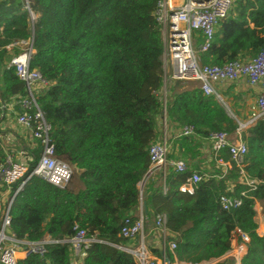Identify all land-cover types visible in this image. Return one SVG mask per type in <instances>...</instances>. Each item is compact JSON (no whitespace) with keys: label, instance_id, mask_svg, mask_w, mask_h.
I'll return each mask as SVG.
<instances>
[{"label":"trees","instance_id":"trees-1","mask_svg":"<svg viewBox=\"0 0 264 264\" xmlns=\"http://www.w3.org/2000/svg\"><path fill=\"white\" fill-rule=\"evenodd\" d=\"M157 4L158 0H0V100L9 102L27 93L11 65L21 48L15 45L13 54L7 47L32 39L31 68L47 82L38 103L52 125L56 155L74 167L65 188L38 176L28 178L41 153L38 148L29 171L13 185L11 196L26 181L13 202L12 231L33 242L46 236L56 240L45 253H33L17 264H139L126 249L135 248L138 241L123 238L120 231L126 218L138 217L144 201L145 228L151 224L157 233L156 218L166 215V248H152L158 258L164 259L165 251L169 263L218 259L230 251L234 234L241 230L250 238L241 264H264V235L257 231L254 208L255 199H264V117L241 131L248 147L244 176L259 186L237 209L225 210L220 203L231 181L237 182V194L248 188L235 165L219 179L199 168L180 172L173 166L165 179L158 170L149 174V147L161 134L165 85ZM263 49L264 0H236L200 61H246ZM167 89L168 119L177 127L194 128L192 135L175 139L177 159L187 162L201 155L202 143L214 132L238 135L239 121L216 96H206L197 82L172 80ZM230 108L238 114L234 105ZM1 131L0 164L6 159ZM223 156L230 158L228 152ZM192 171L204 179L193 194L182 192L180 186ZM77 180L81 187L74 185ZM3 190L0 186V209ZM75 227L97 241L77 252L66 241L76 235ZM170 241L177 243L175 250Z\"/></svg>","mask_w":264,"mask_h":264},{"label":"built area","instance_id":"built-area-1","mask_svg":"<svg viewBox=\"0 0 264 264\" xmlns=\"http://www.w3.org/2000/svg\"><path fill=\"white\" fill-rule=\"evenodd\" d=\"M236 0H158L156 17L162 26L164 40V65L168 61L174 66L173 80L195 81L206 96H216L219 94L215 89V83L229 81L237 82L240 79H247L251 85H262L263 92L255 99L249 107L248 126L254 125L264 117V49L255 57L243 61L235 60L223 65L202 64L200 54L210 50L221 23L229 16ZM28 10L29 6H26ZM32 18L35 15L30 11ZM196 43H199L196 51ZM18 45L21 52L11 60L18 77L25 82L27 93L24 96L13 97L9 102L0 100V121L1 140L6 153V159L0 164V186L2 191V206L0 209V264H17L19 260L27 258L33 253L43 254L46 246L56 240L46 236L43 240L33 242L20 239L12 231V206L15 196L24 187L26 181L18 186L11 196L13 185L29 171L31 162L35 155L33 152L40 149L36 166L30 177L38 176L48 183L59 188L68 186L74 175V167L56 155L55 144L52 140V125L46 119L45 112L38 103L39 97L34 92V86L46 88L47 82L37 69L31 68V59L34 54L33 40H22L16 44H11L7 48L12 51ZM167 93V92H166ZM166 93L163 95V128L162 135L149 147L150 170L149 174L158 170L162 172L165 179L169 166H173L177 171L187 172L191 169L183 159H169L171 151L170 138L167 135L168 117ZM19 107V109H17ZM6 119H14L21 127L23 134L29 136L28 148H23L21 152L8 149L5 144L14 140L13 135L4 131ZM241 131H238L236 139L231 138L226 132H214L209 137L210 151L213 153L217 164L221 166L222 175L216 178L225 177L235 165L240 169V176L248 186L238 194L229 188L220 196V203L225 210L239 208L244 203L252 191L257 190L258 182L247 179L244 176L243 165L248 152L247 144L241 138ZM194 133L193 126L185 125L179 127L178 137L189 136ZM12 140V141H13ZM7 149H6V148ZM228 152L230 158L226 160L223 156ZM33 158V159H32ZM32 160V161H31ZM204 179V175L198 171H192L185 182L180 186L182 192L193 194L196 185ZM166 191V187L164 188ZM166 215L161 214L156 218V226L163 237V249L167 244V229L165 226ZM77 233L67 242H71L76 251L79 252L82 246L88 247L92 241L87 237L85 230L75 227ZM145 216L141 208L136 219L126 218L121 228L120 236L131 241H138L135 248H126L133 253L139 264H167L164 259L159 263L153 259L144 241ZM240 233L245 242L250 238L247 234ZM171 250L177 248L175 241L168 242ZM163 261V262H162Z\"/></svg>","mask_w":264,"mask_h":264},{"label":"crops","instance_id":"crops-1","mask_svg":"<svg viewBox=\"0 0 264 264\" xmlns=\"http://www.w3.org/2000/svg\"><path fill=\"white\" fill-rule=\"evenodd\" d=\"M165 69V85L163 88V95L168 91L167 85L171 83L172 75L174 73V66L171 65V63L168 61L167 65H164ZM172 70V71H170ZM215 89L219 96L224 100V102L227 104V102H230L231 105H234L235 109L237 110V115L234 114L235 118L239 122L246 120L247 117L249 118V107L250 105L255 101V99L263 92V86L262 85H251L247 79H240L237 82H229V81H223L215 83ZM167 95V93H166ZM229 106V105H228ZM230 107V106H229ZM231 109V108H230ZM232 111V110H231ZM237 116V117H236ZM5 125H8L9 127L6 128L4 131V136L6 134H11L14 137L13 141H17L18 143H23L22 140L25 137V134H23V130L20 126L14 122V119H6L4 120ZM160 125V131L162 135V128H163V118ZM18 133V137H22L21 140L16 138V134ZM179 133V127H177L175 124H173L170 120L168 121V131L167 135L170 138V145H171V151L170 154H174V158H169L170 160H174L178 158V148H176L175 145V139L178 137ZM27 136V135H26ZM237 137V136H236ZM232 138L233 139H236ZM11 140V143H12ZM201 160L194 161L192 158H189L187 160L188 165L192 169L199 168L201 172H210L213 173L216 176H220L221 173V166L217 164L215 157L213 153L210 151L207 147H203L201 150L200 155ZM148 181V178H146L142 183H140V187L144 188ZM235 181H231L229 183V188H232L235 190L236 187ZM74 185L76 187H81L82 183L80 181H75ZM256 210V216L255 221L258 224V233L260 235H264V199H255V206ZM141 212V211H140ZM144 241L147 246V249L149 251L150 256L154 259H157V261L160 263L161 259L158 258L156 255L152 253V248H160L163 245V237L160 234V231L158 230L157 233H155L154 227L151 226V224H148L146 228L144 229ZM250 242V241H249ZM249 242H245L240 235L239 232H236L234 234V238L232 241V248L230 251H228L224 256L218 258V259H212L211 261L202 262L201 264H241L242 258L247 254L249 250ZM163 262V261H162ZM169 264H190L186 262H182L179 260H176L173 263Z\"/></svg>","mask_w":264,"mask_h":264},{"label":"rangeland","instance_id":"rangeland-1","mask_svg":"<svg viewBox=\"0 0 264 264\" xmlns=\"http://www.w3.org/2000/svg\"><path fill=\"white\" fill-rule=\"evenodd\" d=\"M235 4V3H234ZM234 7V6H233ZM198 48H199V43H196V46H195V49H196V51H198ZM12 53H13V51H12ZM14 54V53H13ZM12 55V54H11ZM15 56V55H14ZM13 56V57H14ZM200 56H201V54H200ZM12 60V59H11ZM203 64V63H202ZM170 71H172V70H170ZM0 73H1V71H0ZM45 88L41 85V86H34V92H35V94H36V96L37 97H41L43 94H44V92H45ZM227 105H229V106H231V104H230V102H227ZM232 110V109H231ZM232 112H233V110H232ZM237 117V116H236ZM237 119H239L240 120V118H238L237 117ZM242 123H247L248 122V117H247V119L246 120H243V121H241ZM249 127V126H248ZM16 134V138L17 139H19V140H21L22 139V137L20 138V137H18L19 136V134L16 132L15 133ZM231 137L232 138H235L236 137V133H233V134H231ZM24 140H22L23 141V143L21 144V143H18L17 141H12V143L11 142H6L5 141V144H6V146L8 147V149H14V150H16L15 152H21L22 150H23V148H24V145H27L28 146V144H29V136H26V137H24L23 138ZM203 145L200 147V150H202L203 149V147H207L208 149H209V147H210V143L208 142V140H205L204 141V143H202ZM6 148V147H5ZM7 149V148H6ZM201 158L202 157H200V155H198V156H195L194 158H192L194 161H198V160H201ZM33 159V158H32ZM32 161V160H31Z\"/></svg>","mask_w":264,"mask_h":264},{"label":"water","instance_id":"water-1","mask_svg":"<svg viewBox=\"0 0 264 264\" xmlns=\"http://www.w3.org/2000/svg\"><path fill=\"white\" fill-rule=\"evenodd\" d=\"M219 100L224 104V106L226 107V109H227L229 115L235 118V116L233 115V113H232L230 107L224 102V100H223L220 96H219ZM239 124H240V128H239V130H244L245 128L248 127V124H247V123L239 122ZM82 172H83V170H81V169H79V170L77 171L78 174H80V173H82ZM141 208H142V210H143V214H144V216H147V214H148V206H147V202H145V201L142 202ZM163 255H164V261H165L167 264H169V259H168V256L166 255L165 251L163 252Z\"/></svg>","mask_w":264,"mask_h":264}]
</instances>
